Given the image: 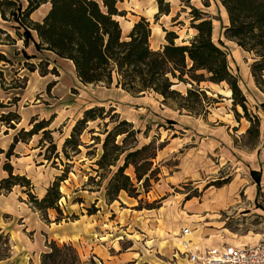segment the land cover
Returning a JSON list of instances; mask_svg holds the SVG:
<instances>
[{"label": "trees", "instance_id": "1", "mask_svg": "<svg viewBox=\"0 0 264 264\" xmlns=\"http://www.w3.org/2000/svg\"><path fill=\"white\" fill-rule=\"evenodd\" d=\"M123 0H50L51 7L40 21L31 17L47 0H0V8L10 10L11 19L17 24L25 47L34 43L37 51L53 53L57 58L71 61L76 69L77 77L84 85H103L116 87L132 94L144 96L157 94L168 101L178 103L179 110L193 111L205 101V91L189 89L186 95L175 90V81L184 82L185 76L200 84L209 82L216 85L226 84L231 92L233 107L237 111L240 107L244 118L250 123L246 137L256 144L261 134V118L250 115L248 99L244 94L239 78L232 73L228 54L221 44L213 38V18L203 10L192 5V0H182V3L191 9L192 28L197 34L186 45H177L178 36L174 32H166L167 44L162 50L154 51L151 48V24L145 19L135 23L130 33L124 37L119 17L125 15L118 5ZM228 15L229 24L225 27L224 36L227 40L237 44L243 51L253 57L251 74L255 85L264 91V0H219ZM159 14L170 13V3L166 0H157ZM209 7L208 3H204ZM0 16L6 18L5 9L0 10ZM24 53V52H23ZM28 59L34 56L27 55ZM42 61V60H41ZM0 62L9 63L5 55L0 53ZM49 63V61L47 60ZM28 70L35 72L37 67L27 63ZM41 71V70H40ZM44 76L48 73L41 71ZM2 107V106H0ZM109 119V122L106 120ZM21 116L10 111L0 116V123L7 128L16 130L21 123ZM105 122V136L102 144V153L96 161L94 169L99 178L98 186L106 182L104 189L108 204L119 200L122 192L130 198L139 199L141 191L149 193L153 184L160 180V169L154 166L158 152L163 145L157 147L154 142L139 145V130L132 122L122 119L114 109L93 107L84 111L73 127L70 136L60 152L52 139L50 120L32 118L30 129L21 128L13 137L7 150L0 148V156L5 160L2 169L7 176L0 180V195L8 194L16 187L24 189L29 202L33 205L46 222H50L48 212H57L55 223L64 219H76L77 216L65 217L60 207L64 198L61 184L68 180L70 165L58 175L46 190L45 195L39 198L34 191V184L26 175L18 173L11 163L17 156L16 146L19 143H28L33 137L42 133L41 143L50 140L49 151L57 159L61 154L69 160L70 152L81 153V137L86 130L94 134V129H88L90 123ZM113 124L111 129L109 125ZM7 132V131H6ZM8 134V133H7ZM100 140L99 137H93ZM39 147H42L39 145ZM48 148V147H47ZM89 155V153H88ZM50 161V157L44 155ZM132 168L134 177L127 171ZM259 180L260 175L252 172ZM92 179V178H91ZM221 182L218 188L228 184L229 180ZM215 184L207 185L206 189ZM142 200H139L138 210H142ZM154 205L149 206L153 210ZM99 211L95 204L87 210L88 215ZM48 250L41 256L40 264H97L94 258L83 261L77 248L72 243L59 245L55 241L48 242ZM5 256H8L5 255ZM0 257H4L1 256Z\"/></svg>", "mask_w": 264, "mask_h": 264}, {"label": "rangeland", "instance_id": "2", "mask_svg": "<svg viewBox=\"0 0 264 264\" xmlns=\"http://www.w3.org/2000/svg\"><path fill=\"white\" fill-rule=\"evenodd\" d=\"M125 1L126 0H123L118 5L120 11L125 13L123 17H119V21L121 22H124L127 16L122 8H124V6L131 7V0H127L128 2ZM191 3L193 6L195 5V7L207 11L209 16L214 19L217 27L214 41L217 44H221L228 54L232 73L239 78L240 86L248 99L249 114L258 115L261 118L260 138L256 144H253L250 142V138L246 137L245 134L250 123L244 118V112L240 107H237V111L240 113L241 117L238 118V116H236L231 99V92L226 84L218 86L210 85L209 82L198 84L195 81H192L189 76H185L186 80L184 82L174 80L175 86H178L175 87V90L185 96L187 90L198 89L200 91H205L207 97L202 105H199L196 110L193 111V114L188 113L186 110H179L178 103L180 102L176 103L174 101H168L164 104L163 99L162 101L160 100L162 97L157 98L155 94L152 93L149 94L151 100L148 102V105H146V111L141 112L145 115L141 121L143 123L139 122L141 123L140 126L135 124L134 126L136 130L140 131V134L138 135L140 146L150 142H154L157 147L163 145V149L158 152L157 159L154 162V166L160 169V180L162 179V170L174 173L177 170L178 165H211L210 168L212 172H208L209 170H205L204 172V176L208 179L205 182L207 183L206 185L215 184L214 186H211L212 188H218L217 186L221 183L219 181H231L235 172L240 175L239 177H244L246 170L242 165L253 163L255 159L252 157H254L258 151H263L264 153V136L262 138L264 91L259 89L253 80L251 74V65L253 63L252 55L243 51L236 43L227 40L223 35L222 30L226 23V14L220 3L217 2V0H192ZM204 3H208L210 6L208 8L204 7ZM182 6L185 7L184 9H181L184 11V15L181 16L183 19L180 20L179 23H182L183 26H187V28H192V21L190 20L192 18V15L190 14L191 9L185 4ZM47 7V5H43L44 12L47 10ZM4 9L6 18L4 19L0 16V53L5 55L10 62H0V106H2L0 107V116L10 111L19 113L22 103L18 102L20 101V97L22 98V96L26 94V89L30 85L31 79H33L31 85L34 91L32 102L33 104L42 105L43 109H50V107H53V109H60L63 108L64 104L69 100L76 99L78 96V90L72 87L69 91L67 87H65V84L63 83L64 79H61L60 71L50 62L48 63V59H43L42 61L25 59H28L27 56L24 57L22 55V53L26 51L25 49H27L28 52H32V50L34 51V48H28L31 43L28 47H25L20 34L17 32L18 26L11 19L10 10H7L4 7L0 8V10L3 11ZM27 63L35 65L37 70L35 72L28 70V66H26ZM40 70L48 74L44 76ZM65 73L70 75L67 69L65 70ZM58 83H60V85L54 90V87ZM98 86L103 87L104 89H114L115 84L111 85L109 88L103 85ZM200 87H203V89L201 90ZM205 87L209 88L206 89ZM113 94L114 92L111 91L107 96L112 95L111 97L116 98ZM107 96L105 95L103 98ZM27 102L29 101L27 100L26 103ZM117 105L118 102L115 103L116 107ZM161 105H163V107ZM104 107L106 110L112 108L115 112L117 111V108L113 107L112 104H107V106ZM136 108L139 107L136 106ZM169 108H176L179 112H176L175 114L171 112ZM228 114L230 116H228ZM178 115L190 116L194 119L200 120L202 126L197 125L193 127L189 124L179 123L178 120L182 121L185 119L187 121L188 118L179 117ZM55 117V115L49 117L51 124ZM76 118L77 117L75 116V119ZM36 119L40 120L38 116H36ZM76 122L77 121H75V124ZM106 122H109V119H107ZM73 127L70 128L65 124L54 130H51L53 128H49L53 131L52 139L60 152L67 139L65 137L68 136L69 131L71 134ZM112 127L113 124L109 125L108 129H111ZM26 129H28V127ZM88 129H94V134L90 133L89 130L85 131L81 137L82 145L79 148L81 153L75 155L70 152L69 160H67L62 154L60 159L55 158L52 152L48 150L50 147V140L47 139L41 143L43 137L42 133L32 138L34 144L42 146L37 153L42 152V154L50 157V161L47 162L46 165L51 172H56L57 175L54 176V180L58 175L62 174L63 170L66 169L67 163L70 165L68 180L61 184V192L64 195V198L60 202V207L63 210V215L65 217L67 216L71 218L73 215L77 216L75 213H72V211L78 209H83L87 214V210L92 204L86 203L85 196L88 197L89 193L83 191L91 192L99 190V178L97 177V174H95L94 169H96L97 166L95 163L102 153L101 142L105 138L103 135L105 122L97 121L90 123ZM205 129L208 130V133L205 132ZM4 130L5 133L15 135L20 130V124L17 125L16 130H13L7 128L3 123H0L1 136L4 134ZM93 137H99L100 140H94ZM0 159L3 165L5 160L4 156ZM43 159V157L37 155V161ZM218 165H223V167L218 170ZM234 165H238V167L234 168ZM127 173L134 177L132 168H130ZM160 180L153 184V188L149 193L141 191V197L136 199L137 204L134 207L127 206L124 203L127 201V197L124 196V194L119 196L118 203H116L118 213L112 214L109 217L116 228L114 230V240L118 237L124 236L122 232L123 229L120 228V226L128 227L125 223L127 214L131 212L129 210L135 209L136 212L142 211L141 213H132L136 216L134 222L136 221L138 224H136L135 227H132L131 230H128V234L134 235L133 239L138 241L140 249L144 251L146 255V262L144 264H164V262L168 260L165 251L173 250V252L175 251L176 253L177 249H180L181 251L177 259L179 261L182 259L183 264H188L187 254L185 252L186 249L184 250L181 244L183 241L182 233L180 231H177L175 234L172 233L167 236L166 241H163V237L165 236L164 230L166 228V223L167 225H170L180 217H182L184 225L190 224V211L185 206L191 199L200 198L202 192H204L207 186H198V181L192 180L191 178L176 185L162 184ZM31 181L34 184L33 192L38 194L36 191L37 186L33 180ZM105 184L106 182L102 183V187H104ZM14 189L20 191L25 197L27 205L30 208H33L27 195L23 194L24 189L21 187H16ZM261 198V201L263 202L261 206L264 208V193L261 194ZM139 200H142V210L137 209L139 206ZM82 203L84 205H81ZM150 205H154L156 208L149 210L148 208ZM51 213L56 214L53 220L55 223L57 213L56 211H51ZM149 213L154 215L152 219L145 216ZM48 215H50V212ZM138 215L140 219L137 220ZM76 219H64L62 222H74ZM262 220L264 221V217ZM255 221L259 222V219L257 218ZM237 223L238 220L235 221L234 219L229 225L233 228L234 224ZM189 228L194 234L193 227L190 225ZM146 234L148 237L144 236ZM191 236H189L188 239H191ZM88 238L90 239L89 235ZM89 239L87 241L86 239L76 238L75 244L72 242L70 243L77 248L83 261H89L91 258H94L97 264H108L99 260L98 256L94 253V245ZM193 241L196 243L198 242L194 239ZM132 242L133 241L126 239L120 240V253L125 252ZM176 242H180V244L176 245ZM62 244L63 243H59V245ZM142 244L146 247V250ZM8 245L9 238L5 235H0L1 256L8 254ZM113 252L114 251L112 250V253ZM134 252L138 251L136 250ZM170 262L174 261H171L170 259ZM116 264L122 263L116 262ZM124 264L130 263L124 262Z\"/></svg>", "mask_w": 264, "mask_h": 264}, {"label": "crops", "instance_id": "3", "mask_svg": "<svg viewBox=\"0 0 264 264\" xmlns=\"http://www.w3.org/2000/svg\"><path fill=\"white\" fill-rule=\"evenodd\" d=\"M47 1L45 5L48 7L45 12L42 5L32 14L31 18L34 21L42 20L48 13L51 4L50 0ZM125 2L128 1L126 0ZM167 2L170 3V13L165 15L159 14L158 2L156 0H131V7L124 6V8H122L127 15L124 22L120 21L123 36L126 37L135 23L140 21L141 18H145L151 24L152 34L150 44L154 51L162 50L164 45L167 44V31L174 32L178 36L175 40L177 45L189 44L197 32L195 29L187 28V26H183L182 23H179L180 20L183 19L181 16L184 15V11L181 9L185 7L182 6L181 0H167ZM217 2L220 3L219 0H217ZM221 7L223 8L222 5ZM204 12L208 13L207 11ZM224 12L226 14V23L223 26V35L225 27L229 24L225 9ZM190 20H192V18ZM213 22L214 38L217 27L214 19ZM28 48H34L32 52H28L27 49L24 51V53L35 57L31 60L41 61L43 59H48V61L60 71L62 77L60 78L62 80L64 79L63 83L65 87H67L68 90L72 87L77 89L78 96L76 99L69 100L64 104L63 108L53 109V107H50V109H43L42 105L33 104L32 102L34 91L31 85L33 79H31L30 85L26 89V94L22 96V98L20 97V101L18 102L22 103L19 111L22 118L20 129H26L27 127L28 129L31 128V119L36 118V116H38L40 120H49L51 115L56 116L52 121L51 127H49L53 128L51 130L65 124L72 128L75 121L82 117L85 110L96 106L104 107L107 106V104H112L113 107L117 108L116 112L121 115L122 119H126L138 126L143 123L141 121L145 115L141 112L146 111V105H148V102L151 100L149 94L144 96H133L116 86L114 89H104L99 86L84 85L77 77L75 66L71 61L59 59L55 54L50 52L37 51L34 43H31ZM24 53H22L23 56ZM66 69L69 71L70 75L65 73ZM59 85L60 83L56 84L54 90L58 88ZM210 85L218 86L212 83H210ZM205 88L208 89L209 87ZM200 89L202 90L203 87H200ZM111 91L114 92L113 96H116V98L111 97L112 95L107 96ZM206 92L209 93L208 91ZM105 95L107 97L103 98ZM155 96L160 98L157 94H155ZM162 99L163 98L160 100L162 101ZM27 100L29 102L26 103ZM117 102L118 105L116 107L115 103ZM156 103L158 104L157 101ZM136 106L139 108H136ZM161 106L163 107V105ZM169 110L175 114L179 112L176 108H169ZM75 116L77 117L76 119ZM178 116L187 117L183 115ZM228 116L230 115L228 114ZM187 118V121L183 119L182 121L178 120V122L189 124L193 127L197 125L202 126L200 120L190 116ZM3 132L4 134L2 136L0 134V148L7 150L13 141L14 135L5 133V130ZM205 132L208 133V130L205 129ZM69 135L70 131L65 138H68ZM263 136L264 120L262 121V138ZM39 148L41 147H39L38 144H34V140L28 143H19L15 149L17 156L12 157L11 163L18 173L26 175L33 180L37 186V195L39 198H42L54 181V176L57 174L56 172H51L46 165L49 160L44 158V154H42V152L37 153L39 152ZM37 155L44 159L37 161ZM1 157L2 156H0V158ZM252 158L255 159L253 163L242 165L246 170L244 177H239L240 175L235 172L232 180L228 184L221 188L210 187L205 189L200 198H193L188 201L185 207L190 211V224L184 225L182 217L179 218L180 220L173 221L170 225L166 223V228L164 230L166 237H163V241H166L167 236L172 233L175 234L177 231H180L183 235V231L186 229L189 230V234L184 237L185 239L183 238V241L186 240L189 242L190 249L193 252L204 251L210 247H219L223 245L237 247L252 246L264 241V221L262 220L264 217V208L261 206V204H263L261 201V194L264 193L263 151H258ZM210 167L211 165H178L174 173L162 170V179L160 182H162V184L176 185L191 178L192 180L198 181V186H204L207 184L205 181L208 180L204 176V172L205 170L212 172ZM221 167H223V165H218V170H220L219 168ZM237 167L238 165H234V168ZM252 172L260 175L259 180L254 178ZM6 176L7 173L2 169V161H0V180ZM16 190L17 189H14L11 193L0 195V235H5L9 238L8 256L0 257V264H40L42 254L48 250V242L55 241L58 244L72 242L75 244L76 238L86 239L88 241V235L90 237L89 241L94 245V253L98 256L100 261L102 260L108 264H116V262L122 264H124V262L130 264H144L146 262V255L144 251L140 249L138 241L133 239L134 235L128 234V230H131L132 227L138 224L136 221L134 222L136 216L132 213H141L142 211L136 212L135 209L129 210L131 212L127 214L125 223L128 227L120 226V228L123 229L122 232L124 236L114 240V230L116 228L109 217L112 214L118 213L116 206L118 201L108 204L104 187H99V190L91 192L83 191L89 193L88 197L85 196L86 203L95 204L99 211L94 215H88L83 209L73 210L72 213H75L78 218L74 220V222L69 223H54L53 220L56 214L51 213V211L54 210L49 211L50 215H48V217L50 222H46L36 209L30 208L27 205L25 197L20 191ZM121 194L127 197V201L124 202L127 206L134 207L137 204V200L130 198L125 192ZM81 205L84 204L82 203ZM145 216L150 219L154 217L152 213ZM257 218L259 222L255 221ZM138 219H140L139 215L137 216V220ZM234 219L235 221L238 220V223L234 224L233 228H231L229 223L234 221ZM190 225L194 229V234L189 228ZM144 236L148 237L147 234ZM189 236H191V239H188ZM123 239L133 242L125 252L120 253V240ZM193 239L198 242H194ZM179 244L180 242H176V245ZM143 247L146 250L144 245ZM112 250L114 251L113 253ZM136 250L138 252H134ZM165 252L168 260H166L164 264H183L182 259H180V261L177 259L181 252L180 249H177L176 253L175 251L173 252V250H166ZM170 259L174 262H170ZM187 261L188 264H192L189 262L188 256Z\"/></svg>", "mask_w": 264, "mask_h": 264}, {"label": "built area", "instance_id": "4", "mask_svg": "<svg viewBox=\"0 0 264 264\" xmlns=\"http://www.w3.org/2000/svg\"><path fill=\"white\" fill-rule=\"evenodd\" d=\"M188 234L189 230H184L183 238ZM183 242L192 264H264V241L252 246L223 245L196 252L191 251L188 242Z\"/></svg>", "mask_w": 264, "mask_h": 264}, {"label": "bare ground", "instance_id": "5", "mask_svg": "<svg viewBox=\"0 0 264 264\" xmlns=\"http://www.w3.org/2000/svg\"><path fill=\"white\" fill-rule=\"evenodd\" d=\"M184 242H188V241L185 240ZM184 242H183V243H184ZM188 244H189V242H188ZM189 247H190V244H189ZM184 249H185V248H184Z\"/></svg>", "mask_w": 264, "mask_h": 264}]
</instances>
